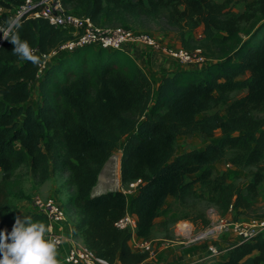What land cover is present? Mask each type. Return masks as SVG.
<instances>
[{
    "label": "trees",
    "instance_id": "trees-1",
    "mask_svg": "<svg viewBox=\"0 0 264 264\" xmlns=\"http://www.w3.org/2000/svg\"><path fill=\"white\" fill-rule=\"evenodd\" d=\"M24 0H0L12 9ZM61 0L67 10L97 25L134 29L144 19L176 30L184 48H201L209 62L171 71L155 83L123 49L84 46L60 55L37 75V64L19 58L0 41V229L11 231L17 216L47 221L42 213L20 214L12 197L21 190L25 167L36 182L64 175L63 207L72 235L108 261L147 264V252L132 251L131 233L115 223L136 216L134 234L148 239L165 200L183 202L197 194L195 183L221 215L253 214L264 181V0ZM13 34L48 53L69 38L42 17L18 19ZM8 13L0 12V26ZM202 27L203 45L189 47L186 31ZM2 33L0 31V38ZM39 98L30 102L31 84ZM241 93L231 98L232 93ZM225 105L224 113L218 106ZM219 136L214 138L215 131ZM198 133L206 144L178 154V135ZM119 186L140 179L128 199L118 189L93 194L98 174L114 150ZM228 154V155H227ZM223 160L254 168L242 186L215 173ZM194 176V177H191ZM48 235V233L46 234ZM217 264H264V231L226 247Z\"/></svg>",
    "mask_w": 264,
    "mask_h": 264
},
{
    "label": "built area",
    "instance_id": "built-area-1",
    "mask_svg": "<svg viewBox=\"0 0 264 264\" xmlns=\"http://www.w3.org/2000/svg\"><path fill=\"white\" fill-rule=\"evenodd\" d=\"M0 12L8 13V22L0 26V31L5 36L13 27V25L10 26V21L13 19L18 20L21 17H42L48 23L65 29L70 35L67 40L48 53H42L37 47H31L34 54L39 57L37 75H41L54 58L84 46L103 49H123L126 44L140 43L155 49H164L146 32L132 31L120 25H97L89 18L67 10L61 3V0H24L12 9L0 7ZM3 34L0 41L3 39ZM200 37L203 38V35ZM165 51L179 62L190 64L204 63L206 61V57L199 47L193 49L184 47L176 49L168 48ZM140 181V179H136L118 188L126 197H130L136 192ZM32 206L36 212L42 213L45 216L48 228L47 237L54 239L57 243V264H120L118 262L111 263L107 259L98 256L94 250L84 243L78 242L73 235L63 233L62 223L66 222V212L53 198L34 195L32 197ZM55 225L58 228H55ZM115 225L120 229H128L131 235H133L136 227V216L130 212H126L116 221ZM262 231H264V217H253L246 221L219 217L217 222L211 223L197 233H194L190 223L186 220H180L176 223L175 236L176 239L182 242L194 243L209 238L215 239L219 233H230L238 241L249 239ZM174 243L175 240L169 239L165 246L168 247ZM138 247L141 251L148 252L149 254L152 251L151 242L146 239H141ZM207 251L209 255H218L220 252L215 243L208 244Z\"/></svg>",
    "mask_w": 264,
    "mask_h": 264
},
{
    "label": "rangeland",
    "instance_id": "rangeland-1",
    "mask_svg": "<svg viewBox=\"0 0 264 264\" xmlns=\"http://www.w3.org/2000/svg\"><path fill=\"white\" fill-rule=\"evenodd\" d=\"M216 1L220 2L222 0H216ZM244 5H245V1H243V0L235 1L233 3V5L231 6L232 11L240 12L244 9ZM135 27L136 28L129 29V30L137 31V32L142 31V32L148 33L159 43L160 47L164 48L165 50L168 48L176 49L178 47H183L181 40L178 38L176 30L174 28L166 26L161 19H158V20L144 19V20H141V22L138 23ZM201 35H202L201 28H197L193 31H186L185 35H184L186 45L189 47H196L198 45H203L204 39H202V37H200ZM163 36L166 39L172 40V42H174L175 45L163 43L161 40V38ZM142 45H144V44H142ZM149 48L163 52L167 57L171 58L172 60H174L178 64L179 63L186 64V65L196 64V63H190L189 64V63L176 61L174 59V57H171L170 55H168L164 49H155L153 47H149ZM56 58H54L51 61V63L53 61H55ZM33 84H31V101H33V104H35L39 95L36 94L37 87ZM240 95H241V93L234 92V93H232L231 98H235V97L240 96ZM225 105L226 104H221L218 106V110L221 113H224ZM217 136H219L218 130L215 131L214 138H216ZM206 142H207V140L203 139L198 133L180 134V135H178V137L176 139L175 153L178 154L180 152H183V151H186V150H189L192 148H201L206 144ZM112 153H116V154H118V156L120 155V151L118 149L114 150ZM224 167L225 166L222 163L220 169H215V170H214V168H212V169L215 173L220 172V171H226L228 174V179L230 181H233L234 183H237V184H241L242 186H244L247 183V181L250 179L249 173L251 170L254 169V168H239V167L238 168H232V167H229V168H227V170H225ZM19 171L22 174L21 190L12 197V202H14L15 200L18 202H21L22 200H24V202L21 203V206H18L20 209V210H18L19 213H20V211H22L23 213H29V211H30L29 209H32L33 211H35V209L32 206V197L34 195H40L42 197H51L63 207V203L65 200V198L63 199V196H64L63 194H65V190L63 188L64 175L53 174L48 179L49 180L48 182L50 183V187L48 189H50V188L53 189V187L55 188L54 192L52 194H50L48 192L44 193L42 190H40V185L43 182H41V183L36 182L33 179V177L31 176V174L27 168L21 167ZM191 177H194V176H191ZM118 181H119V178H118ZM119 185H120V183L118 184L117 188H113L110 190L118 189ZM195 188H196L197 194L201 193L200 196L198 195L195 197H188L183 202H180L178 199L175 202H170L166 207L163 206L161 214L154 220V221H156L155 229L165 227L164 230L167 232L165 236L168 237V239L165 240V243H164L165 248H170V247L176 246L175 243L171 246H168V247H166L165 245L169 239H173V240H175V242H176V240H178V239H176V236H175V227H176V223L178 221L186 220L188 223H190L192 225L194 233H197L198 231L204 229L202 227V225H205L208 222L210 225L211 221L213 223H215L219 219L220 212L215 206H213L208 201V196L206 194V191L202 190V188H200L198 183H195ZM127 198L129 199L130 197H127ZM253 206L255 209L253 214L246 215L243 217L240 216L238 219L246 221V220L251 219L253 217H256V218L264 217V181L259 184L258 195L253 201ZM16 208H17V206H16ZM63 209L65 210V207H63ZM65 212H66L67 218H66V222L62 223L63 233L72 235V232H71L72 229H70L68 227L69 222H72L71 217H70L69 213H67L66 210H65ZM228 213L231 214V216L233 215L232 214L233 211H229ZM55 228H57V225H55ZM133 235H135V234L133 233ZM133 235H131V237ZM221 235L222 234L219 233L215 238V242H213V243H215V245L218 247V249L221 250V252H222L221 254L223 255L226 250L223 251V249H221L224 244L220 243L219 240H221V242L223 241L226 243L228 242V240H223L221 238ZM232 237H234V235H232ZM149 239H150V237L146 240H149ZM211 239L212 238H209V239L198 241V242L208 241ZM198 242H194V243H198ZM81 243H83V242H81ZM63 245H62V248H63ZM151 245H152V243H151ZM147 254H149V253L147 252Z\"/></svg>",
    "mask_w": 264,
    "mask_h": 264
},
{
    "label": "crops",
    "instance_id": "crops-1",
    "mask_svg": "<svg viewBox=\"0 0 264 264\" xmlns=\"http://www.w3.org/2000/svg\"><path fill=\"white\" fill-rule=\"evenodd\" d=\"M201 28L202 27H198ZM159 37V36H158ZM162 42L165 44H173L175 45L174 42L170 39H166L164 36L161 38ZM125 52H127L139 65V67L155 82L158 83V81L161 79V77L165 74L170 73L171 71H176V70H184V69H198L203 66H205L208 62L209 59L206 58V61L203 63H196L192 65H186V64H181V63H176L174 60L171 58L167 57L163 52L158 51V50H153L149 47H145L144 45L140 43L136 44H126L123 48ZM33 85L37 87V83L35 82ZM36 94L39 95V92L37 90ZM39 98V96H38ZM38 100V99H37ZM30 102L33 104V101ZM35 105V104H33ZM222 163L224 164V169L227 170V168L232 167V168H238L233 165H228L226 164L223 160H218L212 164V168L215 169H220ZM222 172V171H220ZM217 172V173H220ZM0 178H1V169H0ZM49 180H45L40 185V190H42L44 193L48 192L52 194L55 190L53 187L48 189L50 187V183L48 182ZM48 190V191H47ZM92 193L93 188H92ZM63 199L65 198V194H63ZM177 199L173 198L172 196H168L165 200L164 207H166L170 202H175ZM24 200L21 202L14 201L13 203L17 206V209H19L18 206H21V203H23ZM30 211H33L32 209H29ZM229 212V211H228ZM226 213L224 215H221L219 217L222 218H232L231 214ZM21 214H24L22 211H20ZM240 220V219H236ZM163 222V221H162ZM210 223H213L212 221ZM209 225V222L205 225H202L203 228L207 227ZM68 227L72 229V222H69ZM156 221H154L153 228L150 233V241L152 243V251L148 256L145 258V262L147 264H217L223 257L221 254V250L218 255H209V252L207 251V245L215 242V239H211L208 241H203V242H198V243H185L182 242L181 240H176L174 247L170 248H165L164 243L165 240L168 239L166 237V231L164 230L165 227L163 228H156ZM58 228V227H57ZM202 229V228H201ZM173 236V235H172ZM221 238L223 240H228V242H221L220 243L224 244L221 249L223 251L226 250V247L229 245V243L235 242V238L232 237V234L230 233H223L221 235ZM75 239L79 242H83L82 238L80 236L75 237ZM142 238L133 235L129 240H128V245L132 251L135 252H142L140 248L138 247V243ZM214 240V241H213Z\"/></svg>",
    "mask_w": 264,
    "mask_h": 264
},
{
    "label": "clouds",
    "instance_id": "clouds-1",
    "mask_svg": "<svg viewBox=\"0 0 264 264\" xmlns=\"http://www.w3.org/2000/svg\"><path fill=\"white\" fill-rule=\"evenodd\" d=\"M17 29L20 22L10 21V26ZM3 34V33H2ZM3 38L8 39L14 48L12 52L19 58L39 63V57L34 54L26 40L13 34ZM48 228L44 223L35 222L29 216H17L11 231L0 229V264H57L54 239L47 237Z\"/></svg>",
    "mask_w": 264,
    "mask_h": 264
},
{
    "label": "bare ground",
    "instance_id": "bare-ground-1",
    "mask_svg": "<svg viewBox=\"0 0 264 264\" xmlns=\"http://www.w3.org/2000/svg\"><path fill=\"white\" fill-rule=\"evenodd\" d=\"M118 178L119 156L116 153H112L99 174L97 183L93 187V192L99 194L104 191L117 188L119 184Z\"/></svg>",
    "mask_w": 264,
    "mask_h": 264
},
{
    "label": "water",
    "instance_id": "water-1",
    "mask_svg": "<svg viewBox=\"0 0 264 264\" xmlns=\"http://www.w3.org/2000/svg\"><path fill=\"white\" fill-rule=\"evenodd\" d=\"M107 160H108V159H107ZM106 162H107V161H106ZM106 162H105V163H106ZM105 163H104V165H105ZM104 165L102 166L101 170L103 169ZM101 170H100V172H101ZM100 172H99V174H100ZM99 174H98L97 180H98V178H99Z\"/></svg>",
    "mask_w": 264,
    "mask_h": 264
}]
</instances>
